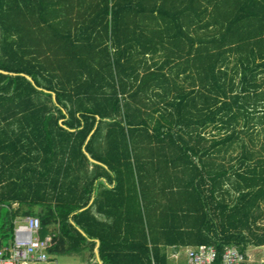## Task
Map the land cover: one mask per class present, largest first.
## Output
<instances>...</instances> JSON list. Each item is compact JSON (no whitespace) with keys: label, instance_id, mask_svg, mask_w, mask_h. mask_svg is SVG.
Instances as JSON below:
<instances>
[{"label":"trees","instance_id":"obj_1","mask_svg":"<svg viewBox=\"0 0 264 264\" xmlns=\"http://www.w3.org/2000/svg\"><path fill=\"white\" fill-rule=\"evenodd\" d=\"M26 217L51 262L263 247L264 0H0L4 258Z\"/></svg>","mask_w":264,"mask_h":264},{"label":"built area","instance_id":"obj_2","mask_svg":"<svg viewBox=\"0 0 264 264\" xmlns=\"http://www.w3.org/2000/svg\"><path fill=\"white\" fill-rule=\"evenodd\" d=\"M40 221L26 217L16 221L12 235L9 258H4L0 250V264H48L47 254L52 237L41 240ZM187 264H264V258L256 260L240 252L237 247L224 246L221 254L212 245H200L186 250Z\"/></svg>","mask_w":264,"mask_h":264},{"label":"rangeland","instance_id":"obj_3","mask_svg":"<svg viewBox=\"0 0 264 264\" xmlns=\"http://www.w3.org/2000/svg\"><path fill=\"white\" fill-rule=\"evenodd\" d=\"M260 129L259 126L257 128ZM211 130V129H210ZM208 130V131H210ZM215 131H213L214 133ZM210 133V132H207ZM14 207H17L16 204L13 205ZM186 249L187 248H181L177 251H172L171 254H175L177 259L171 258V260L168 261L167 264H187V258H186ZM252 251V252H251ZM171 252L170 249H168L167 253L169 254ZM250 255L255 257L256 260H260L264 257V246L258 247V248H251L250 249ZM87 254H84V258H86ZM49 264H86L85 261H83V258H79L77 256H63L58 257L55 261L50 262Z\"/></svg>","mask_w":264,"mask_h":264},{"label":"crops","instance_id":"obj_4","mask_svg":"<svg viewBox=\"0 0 264 264\" xmlns=\"http://www.w3.org/2000/svg\"><path fill=\"white\" fill-rule=\"evenodd\" d=\"M170 249V248H169ZM179 249H181V248H171L170 250H171V252L168 254L167 253V263H168V261L169 260H171V258H174V259H177V257H176V255L175 254H171L172 253V251H177V250H179ZM188 249V248H187ZM186 249V250H187ZM168 251V250H167ZM264 258V257H263ZM55 261V260H54ZM97 261V260H96ZM98 264H100L99 262H97ZM49 264V263H48Z\"/></svg>","mask_w":264,"mask_h":264},{"label":"water","instance_id":"obj_5","mask_svg":"<svg viewBox=\"0 0 264 264\" xmlns=\"http://www.w3.org/2000/svg\"><path fill=\"white\" fill-rule=\"evenodd\" d=\"M0 250H1V242H0Z\"/></svg>","mask_w":264,"mask_h":264}]
</instances>
